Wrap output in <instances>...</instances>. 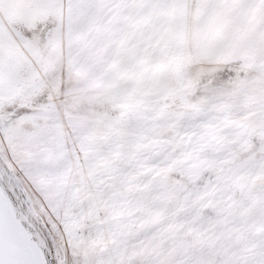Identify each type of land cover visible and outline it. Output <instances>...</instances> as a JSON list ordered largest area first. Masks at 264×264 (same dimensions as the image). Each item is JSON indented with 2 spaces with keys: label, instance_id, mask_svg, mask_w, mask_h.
Here are the masks:
<instances>
[{
  "label": "snow or ice",
  "instance_id": "obj_1",
  "mask_svg": "<svg viewBox=\"0 0 264 264\" xmlns=\"http://www.w3.org/2000/svg\"><path fill=\"white\" fill-rule=\"evenodd\" d=\"M0 264H264V0H0Z\"/></svg>",
  "mask_w": 264,
  "mask_h": 264
}]
</instances>
